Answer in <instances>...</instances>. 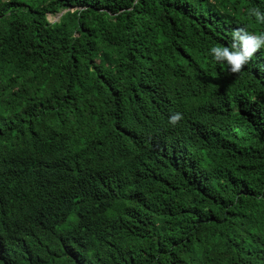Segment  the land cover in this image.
I'll return each mask as SVG.
<instances>
[{
	"label": "trees",
	"instance_id": "16d2710c",
	"mask_svg": "<svg viewBox=\"0 0 264 264\" xmlns=\"http://www.w3.org/2000/svg\"><path fill=\"white\" fill-rule=\"evenodd\" d=\"M255 13L0 0V264H264V48L208 52Z\"/></svg>",
	"mask_w": 264,
	"mask_h": 264
},
{
	"label": "clouds",
	"instance_id": "9594fccd",
	"mask_svg": "<svg viewBox=\"0 0 264 264\" xmlns=\"http://www.w3.org/2000/svg\"><path fill=\"white\" fill-rule=\"evenodd\" d=\"M257 20L264 23V15L255 13ZM264 48V32L251 33L244 27L232 30L230 42L223 46L213 45L208 49L210 57L217 63L224 64L231 73H237L248 64L253 55ZM182 119L177 112L170 117V122L176 123Z\"/></svg>",
	"mask_w": 264,
	"mask_h": 264
},
{
	"label": "rangeland",
	"instance_id": "374dc122",
	"mask_svg": "<svg viewBox=\"0 0 264 264\" xmlns=\"http://www.w3.org/2000/svg\"><path fill=\"white\" fill-rule=\"evenodd\" d=\"M49 17H50V19H51L52 21H56V20H58V18H59V16H57V15H50Z\"/></svg>",
	"mask_w": 264,
	"mask_h": 264
},
{
	"label": "bare ground",
	"instance_id": "6f19581e",
	"mask_svg": "<svg viewBox=\"0 0 264 264\" xmlns=\"http://www.w3.org/2000/svg\"><path fill=\"white\" fill-rule=\"evenodd\" d=\"M93 143V142H92ZM96 146V145H95ZM84 148V147H83ZM72 150V149H71ZM91 151V150H90ZM88 152V151H87ZM107 152V151H106ZM88 154V153H87ZM91 155V154H90ZM110 156V155H109ZM88 158V157H87ZM109 160V159H108ZM117 160V159H116ZM114 162V161H113ZM94 163V162H93ZM119 164V163H118ZM110 170V169H109Z\"/></svg>",
	"mask_w": 264,
	"mask_h": 264
}]
</instances>
